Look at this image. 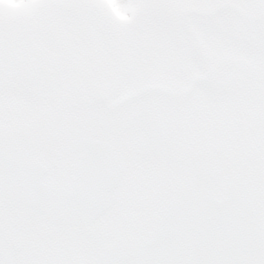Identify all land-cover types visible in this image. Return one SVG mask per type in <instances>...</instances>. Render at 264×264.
<instances>
[{
    "label": "snow or ice",
    "instance_id": "1",
    "mask_svg": "<svg viewBox=\"0 0 264 264\" xmlns=\"http://www.w3.org/2000/svg\"><path fill=\"white\" fill-rule=\"evenodd\" d=\"M0 264H264V0H0Z\"/></svg>",
    "mask_w": 264,
    "mask_h": 264
}]
</instances>
